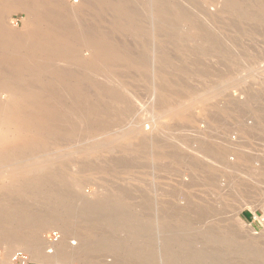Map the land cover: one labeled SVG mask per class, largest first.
Returning a JSON list of instances; mask_svg holds the SVG:
<instances>
[{
	"label": "bare ground",
	"instance_id": "bare-ground-1",
	"mask_svg": "<svg viewBox=\"0 0 264 264\" xmlns=\"http://www.w3.org/2000/svg\"><path fill=\"white\" fill-rule=\"evenodd\" d=\"M14 13L25 15L21 28L5 21ZM221 14L239 33L263 45L253 54L237 51V61L259 62L264 54V0H225ZM212 24L197 0H79L74 7L65 0H0V182L8 179L0 183V246H5L1 260L21 251L39 264H264V230L218 224L204 206H192L188 212L161 207L152 196H136L137 190L108 180L96 185L93 197L84 194V174L100 170L91 153L101 146L115 153L117 144L138 138L136 125L117 131L125 111L133 107L131 93L117 79L118 70L160 72L148 54L149 39L156 33L176 46L193 34L203 45L200 50L204 47L202 56H212L214 50L228 55ZM183 25H189L190 32L185 33ZM119 32L140 40L143 50L119 38ZM160 60L170 64L166 53ZM255 64L257 68L263 63ZM239 87L238 92L245 90ZM255 88L248 89L242 101L238 95L237 132L264 139V86ZM150 94L157 106L177 113L170 86H157ZM250 115L254 122L248 126ZM66 139L89 143L87 149L69 154L50 150V143L63 146ZM160 142L142 138L123 148L193 168L204 166L195 149L187 152L179 144ZM158 145L170 150L155 153ZM240 147L237 195L249 184L264 185V165L254 168V154ZM116 163L130 165L123 157ZM207 179L217 180L213 175ZM54 229L62 239L51 246L42 236Z\"/></svg>",
	"mask_w": 264,
	"mask_h": 264
},
{
	"label": "rangeland",
	"instance_id": "rangeland-1",
	"mask_svg": "<svg viewBox=\"0 0 264 264\" xmlns=\"http://www.w3.org/2000/svg\"><path fill=\"white\" fill-rule=\"evenodd\" d=\"M224 1L197 0L205 9L207 20L213 22L212 28L217 40L228 55L214 50L212 56L211 54L202 56L204 47L200 50L203 45L197 42L193 34L191 39L179 42L176 46L172 41L163 42V37L156 33L149 39L152 50L148 54L150 64L161 68L160 72H142L126 68L118 70L117 73V79L124 82L127 91L131 93L130 99L133 103V107L125 111L117 131L123 132L136 125L139 139L147 138L150 143L162 139L163 143H160L179 144L182 146L180 149L187 152L195 149L201 153L200 160H197L204 166L193 168L190 164L173 162L166 157H149L140 151H125L123 147L126 144L139 142L136 136L129 141L125 140L117 144L118 150L115 153H106L105 146L96 149L98 152L91 153L89 158L100 170L97 173L95 171L84 174L88 178L84 186L86 196L93 197L98 192L96 185H99L102 180H108L110 183L137 190L139 193L136 196L142 194L152 196L161 207L171 206L188 212L192 206H204L216 219L220 218V215L228 216L226 221L215 219L213 222L225 226L233 225L235 229L241 224L243 230L254 228L258 233L264 230L262 225L264 185L249 184L237 195V147H240L241 142V146H244V149L240 147L241 150L248 154L251 152L250 155L254 154L256 158L253 167L258 169L261 164L264 165L263 137L258 135L254 137L255 139H248L239 132L245 140L243 141L237 132L239 130L237 99L240 98L239 101H242L244 97L241 96H244L248 89H254L253 91L256 92L258 89L255 88L256 86L263 88L264 54L257 58L259 62H256V59L247 61L248 64L251 62L256 63L255 65L263 63L261 66L257 65V68L249 64L254 67V70L253 67H248L245 61H237V51L241 55L253 54L261 50L260 47L263 45L255 44L254 38L244 36L228 24L227 17L221 14ZM65 4L74 7L79 4V0H65ZM24 18V14L14 13L6 15L5 21L9 26L21 28ZM182 28L185 33L190 32L189 25H183ZM147 32L152 34L150 30ZM117 36L132 41L136 50H143L142 42L140 40L138 42V39L134 40L129 33L119 32ZM197 43H200V48ZM165 53L170 59L169 65L161 64L160 58ZM88 55L86 52L85 58H88ZM247 70L252 73L248 74ZM240 81L241 84H239ZM242 83L245 88L241 87ZM157 86L171 87V102L172 106L177 108L176 114H170L167 109L155 104L156 98L152 97L150 91ZM237 87L239 90L246 91H239L240 95ZM111 106L117 109L123 107L117 103H111ZM252 121L254 122L253 117L248 116L247 124L248 122L253 124ZM87 143L89 142L80 139L72 142L66 139L63 146L50 143L49 148L53 152L62 150L64 154H69L76 149H87ZM228 149L234 152L227 153ZM168 150L170 148L165 145L154 147L155 153L161 154ZM262 153L263 155H260ZM122 157L130 161V165L117 164L116 160H122ZM77 160L82 161L83 155H77ZM244 168L241 167V171ZM210 175L217 179L216 182L208 181L207 178ZM6 181L8 179L3 178L0 183ZM259 216L261 217L259 220H263L262 223L258 220ZM54 230H49L42 236V239L51 246L58 244L62 239L60 231ZM4 254L5 246L2 245L0 246V264H39L30 262L28 255L21 251L14 253L13 258L5 261L1 260ZM19 254L25 255V258L15 262V257Z\"/></svg>",
	"mask_w": 264,
	"mask_h": 264
},
{
	"label": "built area",
	"instance_id": "built-area-1",
	"mask_svg": "<svg viewBox=\"0 0 264 264\" xmlns=\"http://www.w3.org/2000/svg\"><path fill=\"white\" fill-rule=\"evenodd\" d=\"M25 258V255L19 254L15 257V262H20Z\"/></svg>",
	"mask_w": 264,
	"mask_h": 264
}]
</instances>
